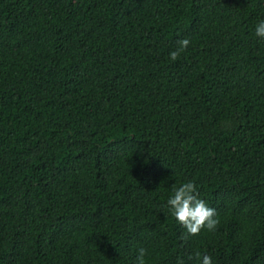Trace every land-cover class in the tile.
Listing matches in <instances>:
<instances>
[{
	"label": "trees",
	"instance_id": "obj_1",
	"mask_svg": "<svg viewBox=\"0 0 264 264\" xmlns=\"http://www.w3.org/2000/svg\"><path fill=\"white\" fill-rule=\"evenodd\" d=\"M262 20L264 0H0V264H264ZM188 181L220 223L184 239Z\"/></svg>",
	"mask_w": 264,
	"mask_h": 264
},
{
	"label": "clouds",
	"instance_id": "obj_2",
	"mask_svg": "<svg viewBox=\"0 0 264 264\" xmlns=\"http://www.w3.org/2000/svg\"><path fill=\"white\" fill-rule=\"evenodd\" d=\"M255 32L257 37L264 38V20L257 24ZM178 43L179 47L170 53V59L172 61H176L181 53L187 50L191 42L185 38ZM167 206L172 216L186 229L184 239H187L188 236H199L204 230L215 232L219 226L220 221L217 217L216 210L209 207L199 197L198 188L194 181L173 186L172 194L167 200ZM146 256L147 251L140 248L137 253L136 264H147ZM195 257L198 264H213L210 256H201L199 251L195 253ZM177 264H184V261L178 259Z\"/></svg>",
	"mask_w": 264,
	"mask_h": 264
}]
</instances>
